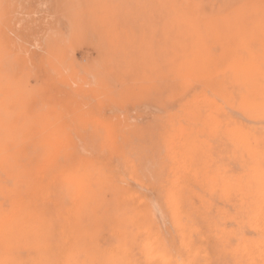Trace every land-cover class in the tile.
Segmentation results:
<instances>
[{"label":"rangeland","instance_id":"obj_1","mask_svg":"<svg viewBox=\"0 0 264 264\" xmlns=\"http://www.w3.org/2000/svg\"><path fill=\"white\" fill-rule=\"evenodd\" d=\"M2 5L0 264H264V0Z\"/></svg>","mask_w":264,"mask_h":264},{"label":"bare ground","instance_id":"obj_2","mask_svg":"<svg viewBox=\"0 0 264 264\" xmlns=\"http://www.w3.org/2000/svg\"><path fill=\"white\" fill-rule=\"evenodd\" d=\"M200 50V49H199ZM189 56L187 55V58H188ZM191 57V56H190ZM193 58V57H192ZM194 59V58H193ZM195 61L197 60V56H195V59H194ZM198 60H199V58H198ZM252 60V59H251ZM190 60H188L187 62L190 64L191 63V61L189 62ZM195 61H193L194 63H195ZM248 61V60H247ZM193 62H192V64H193ZM196 62H198V64L200 65V62L199 61H196ZM184 63V62H183ZM188 63H186L187 65H185V67L186 66H189V64ZM250 63V62H249ZM185 64V63H184ZM184 64H182V68H184ZM191 64V65H192ZM198 64L196 65V64H194V65H196L197 67H199L198 66ZM189 66L188 67V69H189V71H187L186 73L184 72V70H182L181 68H180V70L181 71H183L184 72V74L185 75H181V73L179 74L180 76H182V77H186V76H188V78L187 79H192V78H194L195 77V75H194V71H193V68H194V70H195V67H194V65H192V66ZM180 66V65H179ZM179 66H178V68H179ZM190 67H191V69H190ZM197 69V68H196ZM174 72H177V70L175 71V67H174ZM176 75V74H175ZM180 76H176V78L177 79H179L180 78ZM179 77V78H178ZM180 78V79H183V78ZM181 81H183V84H184V82L186 81V79L185 80H180L179 82L181 83ZM182 84V83H181ZM180 84V85H181ZM182 87V89H185V87H183V85L181 86ZM199 118H197L196 117V120H198ZM212 119V118H211ZM186 125H189V122H187V124ZM218 126H216V128H217ZM180 128H182V127H180ZM201 129V127H197V129H196V132L193 134L194 136L192 137V139H191V141L190 142H188V144H186V147H188V148H190V153H189V158L191 159V162H195V160L196 159H200V160H198V162H209L210 161V158H211V152H212V150H211V148H213V147H210L211 145L212 146H214L213 144H210V143H212V142H210L209 143V141H203V140H201V137H200V135H199V132L201 131L200 130ZM214 137V139H215V136H213ZM184 147V146H183ZM237 149V148H236ZM237 152H238V149H237V151L235 150V154H237ZM236 158H237V156H236ZM194 167H195V169H199L198 168V165L195 163V165H194ZM203 174H204V178H205V180H211V177H210V164H208V165H206V166H204L203 167ZM254 177H255V175H254ZM255 179V178H254ZM22 250V251H19V250ZM19 250H17V251H19L20 253L22 252L23 253V251H25V253H26V251H27V249H23V248H20ZM19 252H17V253H19ZM19 253V254H20Z\"/></svg>","mask_w":264,"mask_h":264},{"label":"snow or ice","instance_id":"obj_3","mask_svg":"<svg viewBox=\"0 0 264 264\" xmlns=\"http://www.w3.org/2000/svg\"><path fill=\"white\" fill-rule=\"evenodd\" d=\"M7 5H2V6H0V7H3V8H5Z\"/></svg>","mask_w":264,"mask_h":264}]
</instances>
